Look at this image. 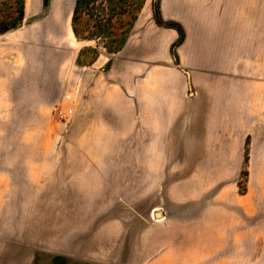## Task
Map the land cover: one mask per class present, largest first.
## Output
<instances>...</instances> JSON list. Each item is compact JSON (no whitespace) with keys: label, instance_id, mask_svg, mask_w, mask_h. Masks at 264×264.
Listing matches in <instances>:
<instances>
[{"label":"crops","instance_id":"1","mask_svg":"<svg viewBox=\"0 0 264 264\" xmlns=\"http://www.w3.org/2000/svg\"><path fill=\"white\" fill-rule=\"evenodd\" d=\"M24 1L26 25L0 36V264L251 254L252 239L231 238L264 234V0H158L98 74L83 69V88L70 74L69 148L48 151L29 148L30 126L63 89L39 46L77 40L76 0ZM247 146L260 179L240 195Z\"/></svg>","mask_w":264,"mask_h":264},{"label":"rangeland","instance_id":"2","mask_svg":"<svg viewBox=\"0 0 264 264\" xmlns=\"http://www.w3.org/2000/svg\"><path fill=\"white\" fill-rule=\"evenodd\" d=\"M20 0H0V30L10 27L21 28L26 25L25 18L18 23L19 2ZM66 5L71 0H65ZM110 1V3H109ZM158 0H98L88 8L94 14L90 17L87 10H81L74 19V30L77 40L67 39L65 35L52 36L46 38L45 43L40 44L38 60L39 68L41 61L44 62L45 80L54 76L55 80L59 77L63 89L62 98L58 103L45 108L44 123L30 126L29 134L33 136L34 141H28L29 148H42L47 151L58 148H69V128L74 121L77 106L80 102L79 95L77 99L70 98L69 89L70 74L77 75L76 85L78 90L85 85V67H90L94 74H98V69L105 66L111 55L117 54L129 35V32L138 19L145 13L150 14L152 10L157 12ZM66 8V7H65ZM43 13L40 17L44 16ZM96 17H99L101 23H97ZM264 20V15H263ZM3 35L0 33V36ZM178 44H176L177 46ZM41 46L44 47L42 52ZM175 47V46H174ZM93 65V66H92ZM96 72V73H95ZM74 86V81H73ZM73 98V99H72ZM67 111L73 109L74 117L70 123L64 124L57 120L54 115V109ZM40 119V118H39ZM34 134V135H33ZM248 145V143H247ZM50 159V158H47ZM46 165H49L47 162ZM249 150L246 147L245 162L242 171L238 177V193L244 195L250 182V176L253 181L260 179V174H251L248 170ZM155 221L154 218H152ZM160 221V219H156ZM244 228V227H242ZM251 232L245 229L236 230V236L231 238L232 245H245V240L252 239L253 252L245 257L243 248L237 252H222L220 261L216 264H264V234L261 226L253 227ZM248 233V235H247ZM235 240V241H233ZM248 243V242H247ZM251 256V257H250ZM33 264H83L73 260H67L57 256L44 254L34 260Z\"/></svg>","mask_w":264,"mask_h":264},{"label":"trees","instance_id":"3","mask_svg":"<svg viewBox=\"0 0 264 264\" xmlns=\"http://www.w3.org/2000/svg\"><path fill=\"white\" fill-rule=\"evenodd\" d=\"M98 0H76V4H75V9H74V15H73V31L74 34L76 36L75 30H74V19L76 17V15L82 10H87L90 14V17L94 18V14L93 12L91 13L90 10L88 9L90 7V5L94 2H97ZM105 0H102V2H104ZM20 6H19V17H18V23L23 21V19L25 18V1L24 0H20ZM45 2H47V0H45ZM110 3V1H109ZM96 21L97 23H101V20L99 17H96ZM17 29L16 27H10V28H5L3 30H0L1 34H5L11 30ZM77 38V37H76Z\"/></svg>","mask_w":264,"mask_h":264},{"label":"built area","instance_id":"4","mask_svg":"<svg viewBox=\"0 0 264 264\" xmlns=\"http://www.w3.org/2000/svg\"><path fill=\"white\" fill-rule=\"evenodd\" d=\"M74 112L75 111L73 109H69L67 111H61V110H58L56 108L54 109L55 117L57 118L58 121H60L64 124H68L71 122V120L73 119V117L75 115Z\"/></svg>","mask_w":264,"mask_h":264}]
</instances>
